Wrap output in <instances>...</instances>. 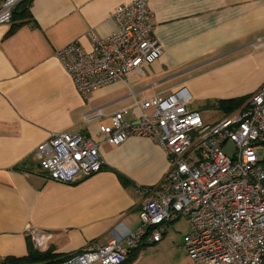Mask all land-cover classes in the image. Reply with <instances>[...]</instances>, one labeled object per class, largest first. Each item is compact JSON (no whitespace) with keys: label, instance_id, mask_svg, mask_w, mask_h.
Segmentation results:
<instances>
[{"label":"crops","instance_id":"crops-1","mask_svg":"<svg viewBox=\"0 0 264 264\" xmlns=\"http://www.w3.org/2000/svg\"><path fill=\"white\" fill-rule=\"evenodd\" d=\"M132 1L30 0L19 27L0 25V263L27 255L30 229L41 238L39 251L60 259L137 227L168 159L147 137L106 143L98 127L114 112L127 109L124 120L135 122L137 102L185 87L189 109L206 122L202 112L213 111L215 123L224 115L213 103L246 99L264 82V44L253 48L264 41V0H146L159 58L80 96L56 52L75 42L89 53V35L103 40L116 33L112 13ZM52 133L95 140L102 169L71 184L48 180L34 151Z\"/></svg>","mask_w":264,"mask_h":264},{"label":"built area","instance_id":"built-area-1","mask_svg":"<svg viewBox=\"0 0 264 264\" xmlns=\"http://www.w3.org/2000/svg\"><path fill=\"white\" fill-rule=\"evenodd\" d=\"M21 1H1L0 25L10 23ZM112 19L117 32L103 40L90 34L89 53L75 42L56 52L82 97L125 79L161 54L151 36L146 0L116 7ZM260 40L253 48L264 44ZM190 101L187 89L180 87L137 102L140 114L135 122L124 120L128 114L124 109L114 112L108 125L98 127L109 145L128 136L147 137L165 153L168 170L159 184L149 188L133 231L103 245L89 244L56 264H123L140 246L158 243L165 227L181 217L189 228L182 247L194 264H264V165L257 156L264 144V82L238 109L215 123H205L189 109ZM227 143L233 146L230 156L225 152ZM97 145L81 133H52L37 145L34 157L48 180L71 184L102 169ZM27 236L37 251L43 248L34 230Z\"/></svg>","mask_w":264,"mask_h":264},{"label":"rangeland","instance_id":"rangeland-1","mask_svg":"<svg viewBox=\"0 0 264 264\" xmlns=\"http://www.w3.org/2000/svg\"><path fill=\"white\" fill-rule=\"evenodd\" d=\"M215 116L216 113L213 111L202 112V117L208 122ZM257 156L259 162L264 165V147H258ZM188 232L186 219L178 218L165 227L162 239L158 243L145 247L138 257L125 264H194L182 247V238Z\"/></svg>","mask_w":264,"mask_h":264},{"label":"trees","instance_id":"trees-1","mask_svg":"<svg viewBox=\"0 0 264 264\" xmlns=\"http://www.w3.org/2000/svg\"><path fill=\"white\" fill-rule=\"evenodd\" d=\"M30 0L21 1L12 11L11 14V30L21 25V20L27 18L28 7ZM245 99H232V100H221L216 101L211 106L216 110L220 111L224 116L238 109L244 102ZM120 182L123 185H127L128 181L124 177L118 176ZM143 246H140V249ZM138 249L133 251L126 258L125 263L132 261L137 257ZM65 258H58L57 255L53 254L50 250L40 252L33 248L30 240L27 241V255L22 258H5L0 264H56L63 261ZM264 263V259H263Z\"/></svg>","mask_w":264,"mask_h":264},{"label":"water","instance_id":"water-1","mask_svg":"<svg viewBox=\"0 0 264 264\" xmlns=\"http://www.w3.org/2000/svg\"><path fill=\"white\" fill-rule=\"evenodd\" d=\"M232 148H233V146H232L231 143H227V144H226L225 152H226V154H228L229 156L231 155Z\"/></svg>","mask_w":264,"mask_h":264}]
</instances>
